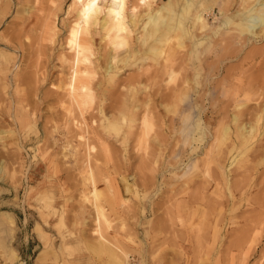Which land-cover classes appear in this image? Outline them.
Returning <instances> with one entry per match:
<instances>
[{"label": "rangeland", "instance_id": "obj_1", "mask_svg": "<svg viewBox=\"0 0 264 264\" xmlns=\"http://www.w3.org/2000/svg\"><path fill=\"white\" fill-rule=\"evenodd\" d=\"M166 1L129 0V12L137 6L130 24L137 57L145 48L137 37L149 13ZM72 3L0 0V264H75L78 258L84 264L89 253L93 258L88 256L86 264H119L123 257L126 264H264V35L246 34V40L233 25H222L225 14L243 10V0L194 5L193 13L201 4L216 8L204 17L218 34L198 31L196 38L209 34L213 49L199 45L191 54L195 39L188 36L185 48L169 50L158 64L150 59H139L140 66L119 64L114 82L106 76L110 47L100 33L94 35L96 96L83 109L72 106L60 87L70 67L68 31L77 19L78 6ZM186 22L190 26L192 20ZM125 102L139 106L123 142L127 128L116 135L102 123L118 115ZM169 104L179 105L167 109ZM146 111L154 128L139 144ZM226 125L231 134L223 140ZM252 126L244 144L249 134L243 127ZM200 134L202 143L193 139ZM88 143L96 147L90 161ZM195 144L199 148L192 151ZM88 162L92 177L84 166ZM110 173L126 186L135 182V191L124 192L116 211L105 208L100 190L97 202L107 225L95 218L91 190ZM56 174L66 175L60 178L59 188L66 189L60 200ZM56 205H63L57 223ZM100 227L104 237L95 234ZM38 240L45 244L40 256Z\"/></svg>", "mask_w": 264, "mask_h": 264}, {"label": "bare ground", "instance_id": "obj_2", "mask_svg": "<svg viewBox=\"0 0 264 264\" xmlns=\"http://www.w3.org/2000/svg\"><path fill=\"white\" fill-rule=\"evenodd\" d=\"M103 1H104V4H103ZM154 1L155 0H139V3L151 5V4H153ZM202 1L203 0H167L163 4H160L154 12L149 13L148 19L145 21V24L143 25L141 35L137 37L139 46L142 45V46H145V48H144L142 54L140 55V57H137L136 54L139 53V50L137 49V44L136 45L131 44V37L133 36L132 33L134 31V28H130V24L135 23V18L137 16L135 11H137V6L131 7L130 12H129L128 11L129 0H73L72 4H74V6H78V11H77V19L74 21L73 25H71V27L69 28V31H68V44H69V48H70L69 49L70 50V53H69V55H70L69 66L70 67H69V73H68L66 79H64L62 81V85H60V87L62 88V90L65 91V94H66V95H64V98H66L65 96H67L68 101L71 103L72 106L75 105L76 107H79L81 109L88 107L89 104L94 102V99L96 96V90L94 88L93 80L96 77L97 68H96V65H94V61L92 60L91 55L94 54V52H93L94 35H96L97 33H100L102 35L103 41H105L106 45L108 47H110V50L108 51L109 60H108L107 66H106V74H107L106 76H107V81H109V82H114L116 75H117V72H118L117 68L120 69L119 64L124 65L126 63L128 65L130 64V65L140 66V63L137 62L139 59H142V61L146 60V59H150L154 64H158L161 60H165L164 56L166 55V53L169 50L185 48L186 47L185 40L188 36H189V38L192 37L193 39H195L193 44H192L191 54H194V53H195V55L197 54L196 52L198 51L199 45L203 46L204 49H210V48L213 49V43L210 40L209 34H208V36H205L204 39H202V40L201 39L199 40V38L196 39L199 36V34L197 33L198 31H201L202 33L206 32V31L207 32L211 31L213 33V35L218 34V32H219L215 28H211L212 26L209 27V24H208L206 18L204 17L206 14L207 15L214 14V12H215L214 9H216V8H214L213 4H209L208 6H204L201 4V5H199V7H201L200 10L198 12L196 11L195 13H193L192 10H193L194 5L202 3ZM243 2H244L243 3V7H244L243 10L237 11L235 16L233 14H225V16L223 17L224 23L222 25L225 24L226 26H229V27L231 25H233L236 28V30H238L239 35L245 34L244 38H246V36H248L246 34H252V35L256 36V38H257V36L262 37L264 35V0H243ZM203 4H205V3H203ZM176 6L179 7V10L178 9L176 10ZM104 9H107L106 13L104 14L103 17H101ZM189 19L192 20L190 26H188L187 22H186ZM97 26H99V28H96ZM229 27L227 29H229ZM229 30H231V29H229ZM238 37H241V36H238ZM231 38L234 40L233 37H231ZM244 38L242 40L243 42L245 41ZM249 38H246V40H248ZM235 39H238V38L235 36ZM227 41H229V38ZM237 41H236V43H237ZM228 43L230 44L231 42H228ZM238 47H236V48H238ZM235 49H234V51H235ZM242 51H244V49H242ZM103 52H105V50ZM100 57H102V56H100ZM221 57H223V56H221ZM226 58L228 59V57H226ZM211 60H212V58H211ZM226 60H224V61H226ZM142 67H144V66H142ZM139 72H141V71L139 70ZM198 74H197V76H198ZM174 79H175L174 73L170 72L168 77H167L168 83L170 82L169 84L171 85L172 84L171 81ZM128 80H131V78H129ZM197 81H199L198 78L195 79V82H197ZM123 82H125V81H123ZM254 82H256V81H254ZM236 83H238V82H236ZM239 83H241V82H239ZM258 84L259 83H257V85ZM240 86H241V84H240ZM262 87H263V85H262ZM145 88H147V86H145ZM213 88L210 87V89H213ZM134 89L135 88L133 87L130 90L132 95H135V93H136V91ZM62 93H64V92L62 91ZM58 95H60V94H58ZM207 95H206V97H207ZM115 96H118V93L115 94ZM215 97H213V98L215 99ZM203 98H201V100ZM217 98H219V97H217ZM115 99H116V97H115ZM58 100H60V99H58ZM211 102H212V100H211ZM62 103H65V102L62 101ZM125 103H124V106L122 107V109L120 110L118 115H116V116L113 115L112 117L104 118V121L102 123V126L104 129H106L108 131H113L116 135H119L120 131L122 129L127 128V130L125 131L124 136H123V138H124L123 142H126L127 135L130 134V132L133 130V127H134L133 123L136 121V118L133 115V111L136 108V106H139L137 104H132V107H129L130 104H128L127 102H125ZM204 103H203V106H204ZM221 103H223V102H221ZM218 104H220V103H218ZM178 105L179 104H175V105L169 104V105H166L165 107L167 109H172ZM212 105H213V102H212ZM221 107H222V104H221ZM147 110L150 111L149 109H147ZM148 111H146L147 115H144V117L142 119L143 123L140 121L143 124V127L142 128L138 127V129L139 128L142 129L141 134H139L140 135L139 144L140 143H143V144L146 143L150 131L154 128V125H153L154 122H152V120L150 119L151 116L150 117L148 116V114H151V113H148ZM82 113H84V111H82ZM189 114H191V113H189ZM70 115L72 116V112ZM93 117H94V115H93ZM185 118H188V116ZM260 119H262L261 116L258 118V121ZM73 120H75V119H73ZM236 120H237V115H235V121ZM79 122L81 125L82 124L86 125L85 121H79ZM76 125L77 126L79 125L78 122L76 123ZM187 128H189V125ZM196 129L200 130L199 133H201L202 130H201V127L199 126V123L196 125ZM243 129H245V131L249 134L248 137L246 136V139L244 141V144H247L249 141V138H250V132H251V130L254 129V126H252L249 131L245 127H243ZM230 134H231V127L229 125L223 126V128H222V139L224 140L226 138H229ZM197 136H193V139H196V140L200 139L199 141L201 142L202 135L200 134L199 137H197ZM84 140H86L85 135H84ZM183 140H185V139H183ZM196 142H198V141H196ZM86 145L88 147L86 150L87 153H85V154H87V156H88L87 160L90 161V157L93 155L92 152L96 151L95 150L96 147L92 146L89 143ZM198 145L199 144H197V146ZM195 146H196V144L194 145V148H192V151H194L193 149H195ZM148 148H149V146H148ZM198 148H199V146H198ZM75 153H77L76 150H75ZM245 153H246V149L240 151V153L238 154V155H240L238 158V162L242 161ZM97 155H98V153H97ZM177 155H179V154L177 153ZM97 160H99V159H97ZM235 160H236V158H234V161ZM209 164L210 163H208V166H209ZM84 166H86L85 169H86V171L89 172L90 176L94 175V166H92L91 163L88 162ZM2 172H4V171H3L2 166H0V176H1ZM91 194L95 200V201H93V206H94L96 213H97L95 218H97V217L100 219L104 218V221L108 225L109 221L106 218L107 214L105 215V211H104L105 209H102L100 203H98L100 201L98 198L100 197L101 192L97 188L96 184H93V189L91 190ZM89 197H90V195H89ZM4 215L6 216L5 213H3V216ZM100 228L101 229H98L97 233H95V234H98V236L104 237L102 227H100ZM10 253H11V257L15 258V252L11 250ZM125 261H126V257H123L121 259V261L119 262V264H126Z\"/></svg>", "mask_w": 264, "mask_h": 264}, {"label": "crops", "instance_id": "obj_3", "mask_svg": "<svg viewBox=\"0 0 264 264\" xmlns=\"http://www.w3.org/2000/svg\"><path fill=\"white\" fill-rule=\"evenodd\" d=\"M61 176H66V175L65 174L64 175L63 174H56V200H60L61 198H63L64 197L63 192L66 190L65 188H64V190H62V188L61 189L59 188ZM107 178H108L107 181H99V184L97 186V188L99 190H101V192H102V198H103L105 208L107 210H110V209H115L116 211L120 210L121 204H119V202L121 201L122 197L124 198V192H129V189L133 190V192H134L135 189H133V188L135 187L134 186L135 182L134 183L130 182L131 184H128V186H126L127 184L126 183L124 184V181L122 180L121 176L116 175V173L115 174L110 173L107 176ZM91 187H92V185H91ZM62 206L56 205V209L59 210L58 215L56 214V218H57L56 223L60 219ZM56 238H57V235H56ZM29 241L30 240H28V242ZM38 243H39L40 248L37 251V255L40 256L41 253L45 250L44 249L45 244L41 240H38ZM77 256H79V255H77ZM88 256L93 258V255L91 253L85 254L84 255V264L88 263V261H86V258H88ZM94 260H95V258H94ZM36 264H38V263H36ZM39 264H42V263L39 262ZM75 264H82L81 259L80 258L76 259Z\"/></svg>", "mask_w": 264, "mask_h": 264}]
</instances>
